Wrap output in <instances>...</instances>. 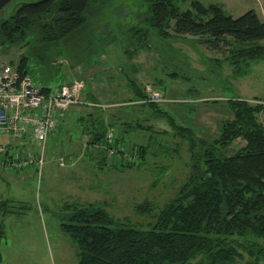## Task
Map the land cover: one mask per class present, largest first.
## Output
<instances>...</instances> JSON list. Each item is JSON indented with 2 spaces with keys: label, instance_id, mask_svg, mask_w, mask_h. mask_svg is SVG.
<instances>
[{
  "label": "rangeland",
  "instance_id": "obj_1",
  "mask_svg": "<svg viewBox=\"0 0 264 264\" xmlns=\"http://www.w3.org/2000/svg\"><path fill=\"white\" fill-rule=\"evenodd\" d=\"M24 1L33 0H10L0 9V18L12 15ZM201 1L220 3L234 16L254 8L264 19V0ZM180 4L189 7L190 0ZM147 14L144 0H107L103 6H94L85 23L60 41L29 37L14 45L0 43V64L16 68L22 56H27L29 74L38 85L69 77L87 83L82 94L87 103L70 107L62 125L50 132L41 170L36 164L24 168L0 164V201L7 200L8 208L0 207L2 264H77L78 247L62 228L67 202L105 201L112 214L148 227L160 207L196 170L188 139L151 106L128 100L135 96L129 84L132 79L147 93L153 89L161 93L155 102L209 141L220 134L226 119L234 117L228 98L264 103V58L232 63L226 58L229 44L212 48L192 34L158 37L153 30L147 45L137 53L142 39L135 28L145 25ZM98 104L104 116L137 118L152 125L153 134L144 129L127 131L128 145L147 143L152 137L145 163L113 166L119 163L118 157L109 155L101 165L102 153L96 146L90 153L85 125L97 114ZM80 115L83 119L78 120ZM258 118L264 127V112ZM0 138L8 140L6 134ZM26 140L33 152L40 150V145ZM235 145L234 141L218 147L230 154ZM16 149L25 150L19 144ZM146 200L154 204L151 211H137L135 205ZM255 239L264 244V238ZM248 259L245 253L237 264H247Z\"/></svg>",
  "mask_w": 264,
  "mask_h": 264
},
{
  "label": "trees",
  "instance_id": "obj_2",
  "mask_svg": "<svg viewBox=\"0 0 264 264\" xmlns=\"http://www.w3.org/2000/svg\"><path fill=\"white\" fill-rule=\"evenodd\" d=\"M181 1L144 0L148 14L143 18L145 25L135 28L142 39L137 53L147 45L154 30L158 37L192 34L212 48L229 44L226 58L232 63L264 58V19L256 9L234 16L220 3L190 0V6L183 8ZM106 2L24 1L12 15L0 18V43L14 45L29 37L43 42L60 41L85 23L94 6ZM17 68L29 73L27 56H22ZM129 84L135 94L129 101L151 106L158 117L167 118L176 133L188 139L196 170L160 207L148 227L133 223L127 216L112 214L105 201L67 202L62 228L78 247L77 264H237L245 253L249 256L247 264H261L264 244L255 238H264V127L258 118V113L264 112V103L228 98L234 117L226 119L220 134L209 141L195 134L193 127L180 124L160 103L149 101L147 91L136 80ZM127 105L130 102L121 104ZM95 109L97 114L91 115L85 130L90 153L94 152L93 146L102 153L99 164L106 163L109 155L118 157L119 163L113 166L145 163L152 137L147 143L128 145L127 131L144 129L153 134L152 125L137 118L104 116L100 104ZM111 128L112 140L107 136ZM234 141L236 149L230 154L218 147ZM108 147H115V152L110 154ZM6 201H0V207L4 205L7 211ZM153 207L148 200L135 205L139 212ZM1 259L0 255V262Z\"/></svg>",
  "mask_w": 264,
  "mask_h": 264
},
{
  "label": "built area",
  "instance_id": "obj_3",
  "mask_svg": "<svg viewBox=\"0 0 264 264\" xmlns=\"http://www.w3.org/2000/svg\"><path fill=\"white\" fill-rule=\"evenodd\" d=\"M86 90V81L69 77L59 83L38 85L28 73L10 67L7 63L0 64V135L6 134L7 141L0 138V163L4 166L24 168L31 164L44 162L45 144L50 131L55 129L67 109L78 103L87 102L82 94ZM149 100H160L161 93L151 90ZM107 136L113 139L111 128ZM28 137L41 146L33 152L26 146ZM22 145L25 150L16 147ZM115 147H108L113 154ZM0 264H2L0 262Z\"/></svg>",
  "mask_w": 264,
  "mask_h": 264
},
{
  "label": "water",
  "instance_id": "obj_4",
  "mask_svg": "<svg viewBox=\"0 0 264 264\" xmlns=\"http://www.w3.org/2000/svg\"><path fill=\"white\" fill-rule=\"evenodd\" d=\"M10 0H0V9L6 5Z\"/></svg>",
  "mask_w": 264,
  "mask_h": 264
},
{
  "label": "crops",
  "instance_id": "obj_5",
  "mask_svg": "<svg viewBox=\"0 0 264 264\" xmlns=\"http://www.w3.org/2000/svg\"><path fill=\"white\" fill-rule=\"evenodd\" d=\"M64 121V120H63ZM55 130V129H54ZM53 131V130H52ZM0 255H1V257H2V254H1V252H0Z\"/></svg>",
  "mask_w": 264,
  "mask_h": 264
}]
</instances>
